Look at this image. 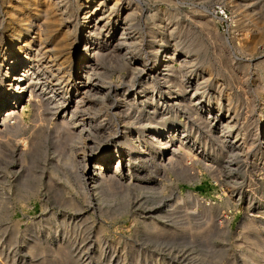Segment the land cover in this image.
Wrapping results in <instances>:
<instances>
[{
    "label": "bare ground",
    "instance_id": "6f19581e",
    "mask_svg": "<svg viewBox=\"0 0 264 264\" xmlns=\"http://www.w3.org/2000/svg\"><path fill=\"white\" fill-rule=\"evenodd\" d=\"M125 1L113 0L103 11L104 0H74V5L69 0H1L0 24L6 33L1 32L5 50H0V146L22 138L26 105L34 113L41 110L46 118H53L55 129L63 131L65 142L70 144V154L62 161L67 167L64 179L75 180L84 196L98 195V202L103 198L110 200L111 196L106 195L109 189L114 191L112 200L120 197L124 204L132 189L158 198L161 190L155 188L162 173L168 170L177 180H193L187 172L194 165L200 166L204 158L210 164L202 165L210 175L218 157H223L230 176L237 171L239 160L245 162L250 158L264 170V51L262 57L258 55L264 39V0H229L234 8H241L245 19L254 21L253 32L247 28L252 33L251 40L241 47L260 60L252 70L241 66L234 90L230 86L228 91H215V103L210 101L209 92L202 90L211 75L202 69L198 59L199 40L196 37L184 42L188 35L185 33L191 30L183 31L177 15L164 11L161 19L157 15L155 19L148 18L145 29L139 33L137 5ZM118 7L125 8L123 17L117 14ZM208 23L198 22L206 35L211 30ZM139 51L143 52L142 60ZM106 67L121 74L113 78ZM188 88L193 91L190 98ZM201 110L206 118L198 117ZM178 113L185 117L184 127L173 121V114ZM224 115L228 117L224 124L213 123ZM188 123L209 132L217 130L219 155L209 157L207 148L195 154L196 143L189 140ZM176 141L179 147L175 146ZM24 177L17 182L15 197L19 201L36 193L30 179ZM4 180L0 176V182ZM221 184L230 197L223 190L225 199L208 207L206 215L219 213L220 206L230 208L234 203L235 183L227 180ZM243 193L237 194L235 203L242 200ZM251 196L247 199L248 212L253 213L250 217L262 219L263 212L254 211L262 199H257L254 206ZM3 197L0 194L1 209L6 205ZM178 201L182 202V198ZM61 203L69 208L74 206L71 200ZM252 207L255 208L250 211ZM146 237L156 238L149 234ZM251 245L248 241V247ZM254 257L261 259L264 252L258 250Z\"/></svg>",
    "mask_w": 264,
    "mask_h": 264
},
{
    "label": "rangeland",
    "instance_id": "374dc122",
    "mask_svg": "<svg viewBox=\"0 0 264 264\" xmlns=\"http://www.w3.org/2000/svg\"><path fill=\"white\" fill-rule=\"evenodd\" d=\"M69 1L74 5V0ZM104 1L103 11L113 0ZM131 3L137 5V32L140 30L141 33L145 29L148 18L152 16L155 19L157 15L161 19L160 14L168 11L177 15L183 31L191 30L185 33L189 36L185 35L184 42L188 43L197 37L201 47V52L197 53L198 59L200 58L202 69L208 70L211 75L207 86L202 90L209 92L212 102L215 91L222 89L223 92L231 87L233 91L238 72L244 66L248 70L254 69L259 63L256 61L263 55L264 39L258 47L260 57L251 56L245 48L242 49L251 40L250 31L255 29H252L254 21L248 19V22L241 8H234L229 0H131ZM214 5L224 10L228 18L225 23L213 14ZM118 9L117 14L123 17L125 8ZM202 21L210 22L211 34L208 33V36L199 27L198 22ZM2 28L0 24V50H5V44L1 43V32L6 31H2ZM247 28H251L250 31ZM239 46L242 47L239 49ZM239 50L244 51L242 53ZM138 55L139 60H142L143 52L139 51ZM3 70L4 68L1 69ZM105 71L113 78L121 74L110 71L109 67ZM191 94L192 88H188L187 98ZM27 96L23 100L24 105ZM173 115L174 123L178 127H184L185 117L182 113ZM197 115L206 118L204 111ZM51 118H46L41 110L34 113L26 105L22 120L25 131L22 138H19L21 140L15 139L6 143L8 146H0V176L5 179L0 182V194L6 200V205L0 208V264H264V257H254L258 250L264 252V170L257 167L252 158L245 162L239 160L237 171L231 173V176L227 175L223 157H218L213 163L210 170H213V176L204 169L202 164H210L204 158L206 161H201L200 166L194 165L187 172L194 177L193 180H177L168 170L162 173L157 178L155 188L161 190L158 198L146 197V194L132 189L134 193L131 191L129 200L124 204L120 197L112 200L114 191L109 189L106 195L111 196L110 200L103 198L98 202V195L84 196L75 180L64 179L67 167L62 161L70 154V144L65 142L64 132L55 129ZM179 119L183 122L179 123ZM227 119L224 115L213 123L224 124ZM201 128L191 123L186 126L191 135L189 140L196 143L193 151L198 154L203 148H207L209 157L214 158L216 153L219 155V144L215 140L217 130L210 131L211 133L206 130L208 133ZM181 129L178 131L179 136ZM178 143L176 141L175 146L179 147ZM22 177L30 179L29 184L36 188V193L30 199L19 201L15 195L17 182ZM233 177L236 179L232 180ZM225 178L235 183L237 193L233 194L232 205L236 206H220L219 213L206 215L208 207L219 205L225 199L223 190L226 187L221 184L227 181ZM215 179L221 181L216 183ZM239 192L245 193L242 200L235 203ZM250 194L254 206L258 203L257 199H262L258 209H250L263 212L262 219L250 217L253 214L247 209ZM226 195L230 197L227 190ZM181 198L182 202H179L178 199ZM60 200H71L74 206L66 207ZM148 234L156 238L149 239L146 237ZM248 241L253 246L248 247ZM61 247L67 250H62Z\"/></svg>",
    "mask_w": 264,
    "mask_h": 264
},
{
    "label": "built area",
    "instance_id": "2783aa9c",
    "mask_svg": "<svg viewBox=\"0 0 264 264\" xmlns=\"http://www.w3.org/2000/svg\"><path fill=\"white\" fill-rule=\"evenodd\" d=\"M212 9H213V14L216 17H218L222 22L225 23L226 20H228L224 10L221 7H219L218 5H214Z\"/></svg>",
    "mask_w": 264,
    "mask_h": 264
}]
</instances>
